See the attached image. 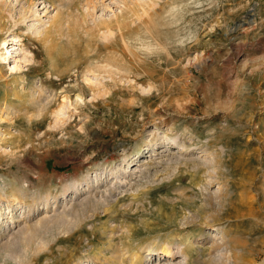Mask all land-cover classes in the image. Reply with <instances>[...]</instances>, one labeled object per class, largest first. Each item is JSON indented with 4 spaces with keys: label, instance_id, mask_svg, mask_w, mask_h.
<instances>
[{
    "label": "rangeland",
    "instance_id": "1",
    "mask_svg": "<svg viewBox=\"0 0 264 264\" xmlns=\"http://www.w3.org/2000/svg\"><path fill=\"white\" fill-rule=\"evenodd\" d=\"M0 264H264V0H0Z\"/></svg>",
    "mask_w": 264,
    "mask_h": 264
},
{
    "label": "bare ground",
    "instance_id": "2",
    "mask_svg": "<svg viewBox=\"0 0 264 264\" xmlns=\"http://www.w3.org/2000/svg\"><path fill=\"white\" fill-rule=\"evenodd\" d=\"M175 142V141H174ZM232 250V249H231ZM163 255L164 256H167V257H169V256H171L172 254H171V251L168 249V248H166V249H163Z\"/></svg>",
    "mask_w": 264,
    "mask_h": 264
}]
</instances>
